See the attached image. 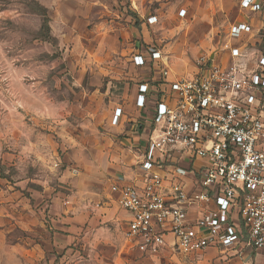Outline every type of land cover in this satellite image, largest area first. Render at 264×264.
Segmentation results:
<instances>
[{"label":"rangeland","instance_id":"1","mask_svg":"<svg viewBox=\"0 0 264 264\" xmlns=\"http://www.w3.org/2000/svg\"><path fill=\"white\" fill-rule=\"evenodd\" d=\"M240 2L0 0V264H56L64 198L91 209L134 177V46L191 72L226 45Z\"/></svg>","mask_w":264,"mask_h":264},{"label":"built area","instance_id":"2","mask_svg":"<svg viewBox=\"0 0 264 264\" xmlns=\"http://www.w3.org/2000/svg\"><path fill=\"white\" fill-rule=\"evenodd\" d=\"M240 5L263 9L260 0ZM250 29L235 23L230 34ZM225 47L229 63L201 52L191 73L172 72L161 48H133L135 66L161 64L156 76L136 86L135 105L147 119L140 146L143 181L116 182L112 190L132 215L124 238L144 256L169 247L183 254L237 244L264 249V50L250 56ZM122 114L116 108V122ZM190 172L195 176L188 180Z\"/></svg>","mask_w":264,"mask_h":264},{"label":"crops","instance_id":"3","mask_svg":"<svg viewBox=\"0 0 264 264\" xmlns=\"http://www.w3.org/2000/svg\"><path fill=\"white\" fill-rule=\"evenodd\" d=\"M260 1L263 4L262 10L250 12L241 7V13L234 15V20L229 26L227 43L239 47L250 56L264 50V0ZM245 11L247 13L243 14ZM239 22L250 25V31L242 32L239 36L231 35V25ZM152 46L154 45L147 44L144 47ZM161 50L165 54V61L172 72L191 73L197 70L195 65L196 69L187 72L186 64H184L183 72L179 70L178 66L174 65L172 68L169 56L164 49L161 48ZM211 53H213L214 60L222 64L229 63L232 59L230 48L225 46L222 50ZM159 64H161L160 61H152L150 67L153 68H141L134 65L142 69L143 72V77L139 82L156 76ZM135 96L136 88L133 96L136 112L134 127L137 128L136 138L140 150L147 133L145 125L147 119L145 118L146 112L136 107ZM139 152V158H141V151ZM181 163L187 165V161ZM194 176L195 173L190 172L186 178L191 180ZM143 178L144 171L139 160L137 171L132 179L128 180L123 177V180H115V183L140 184ZM112 185L108 198L94 203L90 207L91 209L82 202L74 201L71 196H66L64 200L68 199L69 203L67 205L63 203L62 209L53 213V222L57 228L55 245L59 254L56 264H159L164 261L172 262V264H264V249H251L243 244H237L233 248L210 247L188 254L177 253L169 247L158 256H144L124 238V232L132 215L120 206L119 194L112 190ZM96 204H100V206H96ZM82 258H85L84 261H80Z\"/></svg>","mask_w":264,"mask_h":264}]
</instances>
